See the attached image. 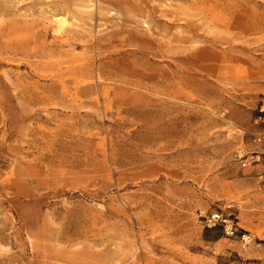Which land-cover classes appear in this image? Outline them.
<instances>
[{"label": "rangeland", "instance_id": "rangeland-1", "mask_svg": "<svg viewBox=\"0 0 264 264\" xmlns=\"http://www.w3.org/2000/svg\"><path fill=\"white\" fill-rule=\"evenodd\" d=\"M0 264H264V0H0Z\"/></svg>", "mask_w": 264, "mask_h": 264}, {"label": "bare ground", "instance_id": "bare-ground-1", "mask_svg": "<svg viewBox=\"0 0 264 264\" xmlns=\"http://www.w3.org/2000/svg\"><path fill=\"white\" fill-rule=\"evenodd\" d=\"M83 7H85V6H83ZM83 7H82V8H83ZM87 7H88V6H87ZM85 12H86V11H85ZM86 13H87V12H86Z\"/></svg>", "mask_w": 264, "mask_h": 264}]
</instances>
